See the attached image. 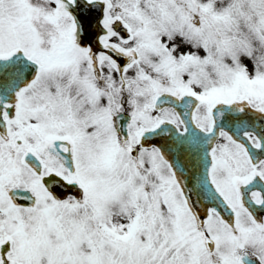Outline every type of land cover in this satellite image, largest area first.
<instances>
[{
  "label": "snow or ice",
  "instance_id": "obj_1",
  "mask_svg": "<svg viewBox=\"0 0 264 264\" xmlns=\"http://www.w3.org/2000/svg\"><path fill=\"white\" fill-rule=\"evenodd\" d=\"M0 264H264V0H0Z\"/></svg>",
  "mask_w": 264,
  "mask_h": 264
}]
</instances>
